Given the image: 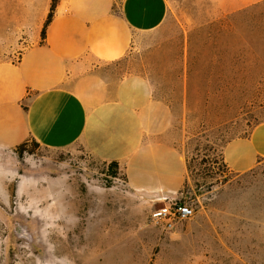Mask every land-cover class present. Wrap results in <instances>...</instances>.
<instances>
[{
  "label": "rangeland",
  "instance_id": "obj_1",
  "mask_svg": "<svg viewBox=\"0 0 264 264\" xmlns=\"http://www.w3.org/2000/svg\"><path fill=\"white\" fill-rule=\"evenodd\" d=\"M52 2L0 0V63H19L44 39ZM167 2L165 25L140 36L131 55L105 73L113 82L148 77L155 99L171 108L168 139L190 171L182 200L197 213L207 209L204 225L194 240L178 241L180 226L164 232L147 223L163 206L132 196L123 176L112 179L109 164L83 146L49 150L30 141L0 151V264H264V167L236 177L223 157L230 141L259 124L263 67L236 78L231 39L214 40L203 28L264 0ZM191 50L196 63L189 78ZM225 222L234 225L231 233L221 227Z\"/></svg>",
  "mask_w": 264,
  "mask_h": 264
},
{
  "label": "crops",
  "instance_id": "obj_2",
  "mask_svg": "<svg viewBox=\"0 0 264 264\" xmlns=\"http://www.w3.org/2000/svg\"><path fill=\"white\" fill-rule=\"evenodd\" d=\"M167 4L61 0L46 39L28 48L19 63H0V151L33 140L49 150L80 144L99 161L117 162L128 192L143 203L182 200L190 171L186 155L168 139L171 108L155 99L148 77L129 74L113 82L105 73L106 66L131 55L140 36L165 25ZM255 110L259 124L223 152L236 177L264 167V95ZM204 214L207 209L186 230L180 225L174 239L194 240ZM226 215L237 220L235 213ZM221 227L231 233L234 225Z\"/></svg>",
  "mask_w": 264,
  "mask_h": 264
},
{
  "label": "trees",
  "instance_id": "obj_3",
  "mask_svg": "<svg viewBox=\"0 0 264 264\" xmlns=\"http://www.w3.org/2000/svg\"><path fill=\"white\" fill-rule=\"evenodd\" d=\"M60 1L61 0H53L51 3L48 21L45 23L43 30L44 39H46L47 28L50 23L53 22ZM203 28L208 30L209 35L214 38V40H217V38L231 39L230 49L235 66L234 75L236 78L244 79L246 72L251 73L256 68L263 67L261 78L264 80V3L255 4L242 11L225 15L212 22L209 21ZM184 61L185 55L182 53V65H184ZM195 63L196 57L191 50L188 67L189 78L192 76ZM183 67L182 74L184 72ZM33 142L40 145L35 140H33ZM119 171L120 166L117 162L109 164L108 173L112 179L119 178Z\"/></svg>",
  "mask_w": 264,
  "mask_h": 264
},
{
  "label": "built area",
  "instance_id": "obj_4",
  "mask_svg": "<svg viewBox=\"0 0 264 264\" xmlns=\"http://www.w3.org/2000/svg\"><path fill=\"white\" fill-rule=\"evenodd\" d=\"M196 214L197 212L191 204L183 200L171 201L163 207L153 210L148 216L147 223L152 228L173 232L180 225L194 219Z\"/></svg>",
  "mask_w": 264,
  "mask_h": 264
}]
</instances>
